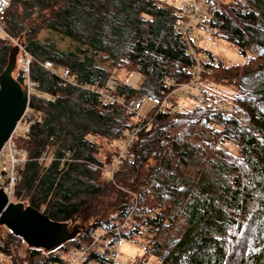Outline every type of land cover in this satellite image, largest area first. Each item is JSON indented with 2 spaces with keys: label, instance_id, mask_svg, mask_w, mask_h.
I'll return each instance as SVG.
<instances>
[{
  "label": "trees",
  "instance_id": "1",
  "mask_svg": "<svg viewBox=\"0 0 264 264\" xmlns=\"http://www.w3.org/2000/svg\"><path fill=\"white\" fill-rule=\"evenodd\" d=\"M10 3L5 30L31 56L29 108L35 121L26 136L14 139L27 152L26 162L16 170L14 199L37 211L44 205L50 221L81 231L44 251L28 248L0 226V250L10 260L0 259V264H62V253L91 244L97 229L109 231L110 245L118 243L112 232L128 217L120 238L136 245L145 260L264 264V0H208L202 4L206 13L195 24L211 38L233 45L244 60L227 65L210 51L196 50L211 57L210 64L199 60L204 69L199 86L212 99L230 100L237 109L231 115L193 102L190 109L180 107L177 96L171 98L176 94L169 95L164 86L165 78L189 84L196 77L198 62L174 33L179 3ZM42 31L67 41L66 49L49 38L41 40ZM12 47L0 36V73ZM44 62H51L54 71L45 69ZM132 73L141 76L138 88L119 79ZM215 75L234 91L209 82ZM14 77L24 86L21 73ZM109 81L115 82L112 89ZM147 98L155 105L138 124L134 113ZM135 130L109 181L95 167L113 163ZM103 143L109 145L105 159L100 155ZM44 156L51 158L46 166L39 161ZM138 189L131 218L127 213L133 200L124 192ZM102 201L109 204L94 208ZM100 258L93 253L88 260Z\"/></svg>",
  "mask_w": 264,
  "mask_h": 264
},
{
  "label": "built area",
  "instance_id": "2",
  "mask_svg": "<svg viewBox=\"0 0 264 264\" xmlns=\"http://www.w3.org/2000/svg\"><path fill=\"white\" fill-rule=\"evenodd\" d=\"M224 3H229L231 0H222ZM208 0H189L186 2H183L181 5V11L178 15V17L174 21V33L177 35H180L184 41L188 44L190 53L192 56H194L197 63V70H196V79L193 80L189 84L190 90H187L186 96H190L191 99L195 104H198L202 107V109L210 107L211 109L215 110L216 112H220L224 115H231L232 113L236 112L237 109L233 104H230L228 102L224 103L220 99H212L210 97V93L207 92L204 88L199 86L200 84V74L204 72V69L201 67V64L199 63V60L201 62H205L207 64L211 63V57L208 53L203 54L202 57H197V54L195 52L194 46L191 47L190 41L192 40V30L191 28L196 24L199 23L200 19L203 17V15L206 13L205 10L202 9V4L207 3ZM10 0H0V36L5 37L8 39L14 46H17L19 48L18 53V68L17 72L21 73L23 75L24 81V87L27 90V105L26 108L20 118V120L17 122L12 134L10 135V138L7 140V142L4 143L0 150V190L7 196L9 203H16L17 201L14 200V189L17 182V174L16 170L18 167L23 165L27 160V152H24L22 150H19L16 145L14 144V139L16 137H23L26 136L29 132V129L32 125H34L35 121L31 119L32 111L31 108H29V98L31 93V87L34 86L33 83L30 82L28 78L29 74V64L31 61V56L25 51V49L17 43V41L12 38L7 31L5 30L6 22H7V15L8 10L10 8ZM204 28L209 30L211 33H215L216 29L210 28L208 25H204ZM43 67L49 71H54V66L51 62H44ZM211 73L209 70L208 74ZM60 75L62 77H65L67 75L66 71L60 72ZM129 82V81H128ZM164 86L166 89H168L171 93L175 94V90L178 89L184 90L186 87V84H177L174 80L170 78H165L164 80ZM199 83V84H198ZM109 87L112 89L115 85L114 81L108 82ZM129 85V83H127ZM138 85V82L136 86ZM130 86V85H129ZM131 87V86H130ZM135 87V86H134ZM169 94V95H170ZM106 99H109V97L103 93ZM220 98V97H215ZM165 101L160 105L159 110L164 108ZM134 110H131L133 112ZM133 119L136 123L142 124L143 123V116L139 115L138 113H134ZM138 132V130H135L130 137L125 139L123 142L124 145L123 149H121V153L119 157L112 163L104 164L101 167L96 166V169H101L107 176V179L110 181L114 180V172H116L119 169V162L120 158L123 157V152L126 149V146L131 144L133 142V138L135 134ZM126 152V151H125ZM42 162L45 166L48 165V163L51 161V158L48 156H44L39 160ZM92 168V167H90ZM39 213L44 214L45 212V206L42 205L39 210ZM129 220V217L126 219V221ZM120 225V227H116L115 231L112 232L114 234H117L118 236V243L110 245L109 238V231H102V233L98 236L93 235L91 244H88L87 246L79 249L72 248L70 250V255L74 254L76 255V258H74L72 261L67 259L62 264H125L123 261L119 259V252L117 249V246L120 247V244L122 242V239L120 238L121 230H124V226ZM3 248V243L0 240V249ZM83 251V253H82ZM98 254L101 256L100 259H90V254ZM79 254H82V257L80 259H77V256ZM0 259L5 260L6 262L10 263V260L7 259L6 255L2 253L0 250Z\"/></svg>",
  "mask_w": 264,
  "mask_h": 264
},
{
  "label": "water",
  "instance_id": "3",
  "mask_svg": "<svg viewBox=\"0 0 264 264\" xmlns=\"http://www.w3.org/2000/svg\"><path fill=\"white\" fill-rule=\"evenodd\" d=\"M19 48H10L7 64L0 73V150L10 138L27 105V90L13 76ZM0 226L20 238L28 248L51 251L73 240L81 231L56 223L36 209L21 203H9L0 190Z\"/></svg>",
  "mask_w": 264,
  "mask_h": 264
},
{
  "label": "rangeland",
  "instance_id": "4",
  "mask_svg": "<svg viewBox=\"0 0 264 264\" xmlns=\"http://www.w3.org/2000/svg\"><path fill=\"white\" fill-rule=\"evenodd\" d=\"M156 1L160 2L162 4L173 5L175 7H177L178 3H179V6L181 7L183 2H186V1H189V0H156ZM204 10H206V9H204ZM191 34H192V43L196 47L195 48V52L197 54V57H202L203 56L204 53H199V52L197 53V51H196L198 49H201V52L203 50L210 51L213 55H216L219 58H221L224 61V63L226 62L225 64H227V65L232 64V63H234V64H243L244 63L243 58L241 56H239V54L237 53V51L235 50L233 45H231V44H229L227 42H224L222 40H217V39L211 38L207 33H205L204 31H201L199 28H196L195 25H194V28H193V31L191 32ZM39 38L41 40H43L44 38H49V39H51V41H54V43L56 44V46L58 48H61V49H64V50L66 49L67 41L62 40L59 36H57L55 34L42 31L39 34ZM193 45L190 48H193ZM18 57L19 56H17V60H18ZM201 59H203V57ZM17 68H18V62H17V65H16V69H15V71L13 73V76H15L17 74V71H18ZM211 74H212V72L209 73L208 75H211ZM217 74L222 76L221 73L217 72ZM135 75L139 76V79L137 81L138 82L137 87H140L141 76L139 74H137V73H132L128 77H126L123 74H121L119 76V79L121 81H124V83H126V84L129 83V85L131 87H133V86H136V85H133V83H132V79H133V77ZM219 75H215V78L214 79H210L209 82L215 83L216 86L219 89H227L228 91H234L233 85H230L228 81H225L224 77L221 78ZM127 79H129V82H128ZM189 84H186V87H185L184 90H180V91H178V89L175 90V94L176 95L175 96H171V98H175L177 96L176 99L178 100V104L180 105V107H188L187 109L192 108V106L194 104V102L191 99V97L190 96H186V94H187L186 91L190 90ZM191 90L193 92V89H191ZM210 95H211V93H210ZM213 99H220L224 103H226V102H228L230 104L232 103L230 100H228L226 98H222V97L213 98ZM192 102H193V104H192ZM154 105H155L154 101H152V100H150L148 98L143 100V101H141V106L139 107L138 114L139 115H146L147 113H149V111L151 110L152 106H154ZM164 108H165V106H164ZM204 109H207V108H204ZM108 147H109V145L107 143H103L102 144V147L100 148L101 157L104 155V151ZM102 159H105V157H102ZM140 190L141 189H138V191H136V192H132V191L131 192H129V191H125L124 192L126 194H129L130 197L133 200V207L127 213V215H131V218H132V216L134 215V212H135V208H136V205H137V194H138V192ZM13 201H17V200L14 199ZM99 203H100V206L94 204V206H95L94 208L99 209V208L104 207V206L109 204V202L107 204L106 201H102V202H99ZM101 210L104 211L105 209H101ZM101 210L96 211V212L102 213L103 211L101 212ZM124 223H126L125 226H124V229L128 228L129 221L124 220L123 224ZM87 225L90 226V224H87ZM72 226H74V225H72ZM72 226H69V228L73 229ZM101 233H102L101 229H97L96 233L94 235L98 236ZM117 249H118V252H119V259L121 261H123L125 264H157V261H156L157 259L155 257H147L146 260L144 258H142L143 254L140 252V249L136 245L131 244L130 242L122 241L121 244H120V247L117 246ZM82 253H83V251H82ZM61 256H62V258L65 261L67 259L72 261L74 258H76V255H74V254L70 255L69 251L65 252V253H62ZM81 257H82V254H79L77 256V259H80Z\"/></svg>",
  "mask_w": 264,
  "mask_h": 264
},
{
  "label": "bare ground",
  "instance_id": "5",
  "mask_svg": "<svg viewBox=\"0 0 264 264\" xmlns=\"http://www.w3.org/2000/svg\"><path fill=\"white\" fill-rule=\"evenodd\" d=\"M138 79H139V76H136V75H135V76L133 77V79H132V83H133V85H136Z\"/></svg>",
  "mask_w": 264,
  "mask_h": 264
},
{
  "label": "crops",
  "instance_id": "6",
  "mask_svg": "<svg viewBox=\"0 0 264 264\" xmlns=\"http://www.w3.org/2000/svg\"><path fill=\"white\" fill-rule=\"evenodd\" d=\"M127 80L129 81V79H127ZM133 88H138V87L137 86H135V87L133 86Z\"/></svg>",
  "mask_w": 264,
  "mask_h": 264
}]
</instances>
